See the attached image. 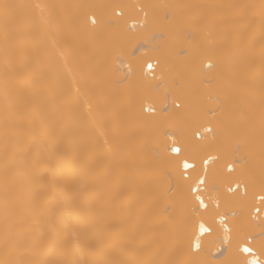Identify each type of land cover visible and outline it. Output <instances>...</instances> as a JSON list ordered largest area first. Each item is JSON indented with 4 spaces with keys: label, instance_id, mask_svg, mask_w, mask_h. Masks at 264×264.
Returning <instances> with one entry per match:
<instances>
[{
    "label": "bare ground",
    "instance_id": "bare-ground-1",
    "mask_svg": "<svg viewBox=\"0 0 264 264\" xmlns=\"http://www.w3.org/2000/svg\"><path fill=\"white\" fill-rule=\"evenodd\" d=\"M3 2L25 7L0 15V261L185 259L189 237L172 209L190 181L165 150L174 141L196 172L217 157L215 211L259 244L264 218L250 209L264 178V0ZM137 4L143 24L132 29ZM228 163L232 180L249 183L246 199L226 192ZM237 243L234 231L222 253L206 245L200 259L238 262Z\"/></svg>",
    "mask_w": 264,
    "mask_h": 264
},
{
    "label": "snow or ice",
    "instance_id": "snow-or-ice-1",
    "mask_svg": "<svg viewBox=\"0 0 264 264\" xmlns=\"http://www.w3.org/2000/svg\"><path fill=\"white\" fill-rule=\"evenodd\" d=\"M19 7L25 6L10 5L0 0V15L7 21L10 17V9ZM35 7L42 10L44 6L36 4ZM114 11L118 16H123L124 14L121 5H115ZM261 16L264 17V5H261ZM91 23H97L94 17ZM152 67V64H148L149 70ZM74 87L78 96L81 89L79 86ZM145 111L154 112L155 109L149 104ZM193 135L197 140L203 139L199 130L195 131ZM165 150L170 151L180 162L179 166L183 169L180 174L182 180L185 182L190 181V183L186 184L187 192L181 195L172 209L183 221L185 233L189 237L186 258L178 261L177 264H206L204 260L200 259L201 255L206 254V245L231 244L234 231L238 241L237 248L243 254V258L238 262L226 259L222 264H264V233L261 234L260 242L257 244L255 235L235 229L234 226L226 223L224 215L215 211V209L220 207L219 198L218 195L212 194L216 190L209 188L208 175L209 165L214 163L217 157L211 154L204 156L201 160L202 171L196 172V163L189 162V158L184 155V149L178 143L174 141L173 145ZM189 169L196 173L195 177L188 172ZM234 171L232 163L225 165V173L227 175L222 176L221 179L226 184V192L233 197L246 199L249 196V183L244 180H232L231 174ZM252 200L251 207L256 215H252L251 218L257 219L259 214L264 213V178L261 179L259 191L253 190ZM217 217L219 218L218 221ZM221 232L223 233L222 241L220 238ZM217 250H219V247ZM0 264H11V262L0 261Z\"/></svg>",
    "mask_w": 264,
    "mask_h": 264
},
{
    "label": "built area",
    "instance_id": "built-area-1",
    "mask_svg": "<svg viewBox=\"0 0 264 264\" xmlns=\"http://www.w3.org/2000/svg\"><path fill=\"white\" fill-rule=\"evenodd\" d=\"M136 10H137V12L139 13V17L138 18H136V19H134V20H132L130 23H129V26H130V28H132V29H137V28H139V27H141L142 26V24H143V17H144V11L141 9V7L140 6H137L136 7ZM133 25H135L134 27H133ZM148 64H152L153 65V67H152V69L151 70H149L148 69ZM157 61L156 60H153V59H151V60H148L146 63H145V65H144V73H145V75L148 77V78H150V79H152V78H155L156 77V70H157ZM125 68H127V67H125ZM178 105V103H175V106L176 107H178L177 106ZM146 113H152V112H148V111H145ZM201 134H203L202 132H200ZM205 133H210V131L207 129L206 131H205ZM170 152V151H169ZM170 154H172L171 152H170ZM173 155V154H172ZM189 162H194V161H192V160H190L189 159ZM183 171V169H182V167H180V172H182ZM201 171H202V163H201ZM188 172L189 173H193V170L192 169H189L188 170ZM195 175L196 174H194L193 175V177H195ZM252 215H256L255 213H254V211L252 210V207H251V209H250V218H251V216ZM225 217H226V223L227 224H229L230 225V223H229V218H228V216L227 215H224ZM264 218V213H261V214H259V216H258V218L257 219H252V220H254V221H258V220H260V219H263ZM218 217H217V221H218ZM222 233V232H221ZM223 240V233H222V239H221V241ZM219 247V250H217V248ZM225 247H226V244H222V245H217L216 246V254H220V253H222L224 250H225ZM240 253V252H239ZM242 256H243V254L242 253H240Z\"/></svg>",
    "mask_w": 264,
    "mask_h": 264
},
{
    "label": "rangeland",
    "instance_id": "rangeland-1",
    "mask_svg": "<svg viewBox=\"0 0 264 264\" xmlns=\"http://www.w3.org/2000/svg\"><path fill=\"white\" fill-rule=\"evenodd\" d=\"M135 5H136V3H134ZM137 6H138V4H137ZM136 6V7H137ZM135 8V7H134ZM141 9H143L142 7H141ZM144 10V9H143ZM136 11V10H135ZM137 14H139L138 12H137ZM116 15V14H115ZM117 17H118V15H116ZM139 16V15H138ZM138 16H137V18H138ZM199 94V93H198ZM174 102H176V101H174ZM178 102V101H177ZM180 103V102H179ZM173 104V107H175V109H179L181 106H178V107H176L175 106V103H172ZM181 104V103H180Z\"/></svg>",
    "mask_w": 264,
    "mask_h": 264
}]
</instances>
